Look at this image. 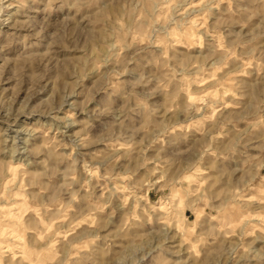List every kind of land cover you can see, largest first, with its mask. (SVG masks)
Listing matches in <instances>:
<instances>
[{
    "label": "clouds",
    "instance_id": "clouds-1",
    "mask_svg": "<svg viewBox=\"0 0 264 264\" xmlns=\"http://www.w3.org/2000/svg\"><path fill=\"white\" fill-rule=\"evenodd\" d=\"M262 173L264 0H0V264H264Z\"/></svg>",
    "mask_w": 264,
    "mask_h": 264
},
{
    "label": "rangeland",
    "instance_id": "rangeland-1",
    "mask_svg": "<svg viewBox=\"0 0 264 264\" xmlns=\"http://www.w3.org/2000/svg\"><path fill=\"white\" fill-rule=\"evenodd\" d=\"M262 174H264V173H262ZM188 215H190V213H188Z\"/></svg>",
    "mask_w": 264,
    "mask_h": 264
}]
</instances>
